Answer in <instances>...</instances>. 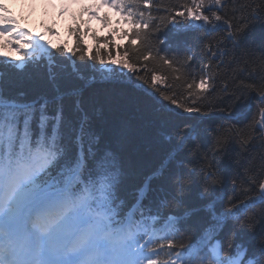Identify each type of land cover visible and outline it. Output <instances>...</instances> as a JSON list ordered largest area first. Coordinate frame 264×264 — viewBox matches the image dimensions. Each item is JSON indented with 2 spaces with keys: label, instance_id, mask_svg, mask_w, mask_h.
I'll use <instances>...</instances> for the list:
<instances>
[{
  "label": "snow or ice",
  "instance_id": "1",
  "mask_svg": "<svg viewBox=\"0 0 264 264\" xmlns=\"http://www.w3.org/2000/svg\"><path fill=\"white\" fill-rule=\"evenodd\" d=\"M99 3L119 12L132 31L123 33L129 40L122 59H113L111 51L99 50L87 54V59L104 65L106 55L113 65L121 67V72L113 69L109 75L124 78L123 70L137 73L140 88L160 105L162 113L172 110L164 104L167 101L183 112L199 113L206 118L205 122L215 124L209 129L213 135L209 150L213 159L218 151H227L234 139L248 143V129L264 131V91L254 113L249 103L254 98L241 91L234 96L242 105L237 113L225 115V110L219 108L221 114L214 115L218 106L197 104L212 88L210 76L193 77L188 73L191 79L185 80L181 87L192 97V103L185 106L175 94L159 87L165 77L155 70L150 80L139 75L141 68L132 61L130 53L137 56V61L158 60L176 72L184 67L165 49H156L152 44L153 33L159 28L153 23L158 18L151 14L152 0H99ZM223 7L222 0H191L190 7L182 5L183 10L174 11L171 22L175 23V17L202 22L185 27L210 35L220 30L216 22L222 20L219 13ZM5 11L0 6V48H11L19 55L0 61V65L12 70L33 65L43 69L53 92L25 102L21 97L5 95L0 81V264H264V216L259 221L255 217L245 219L242 214L250 204L238 205L230 200L221 211L209 195L201 221L187 225L178 212L172 211L185 205L183 193L192 171L172 174L170 193L151 206L144 203L145 189H140L131 200L125 198L124 162L115 149L95 136L91 117L83 107L86 81L80 70L87 65L73 64L72 71L67 73L61 67L71 63L70 58L77 53L79 60L86 58L78 30L75 48L56 50L65 57L61 60L43 42L42 35L33 37L14 19L3 15ZM255 18L252 14L241 18L235 23V30L233 23L225 19L224 39L234 45L242 42L249 21ZM137 42L139 47H133ZM207 49L212 51L211 42ZM186 59L190 61L193 57L188 55ZM175 79L180 80L181 76ZM65 84L67 90L61 91ZM65 100L71 101L70 108ZM225 121L233 123L225 125ZM235 124L243 127L237 130ZM193 131L186 125L175 127L174 135L180 146ZM189 155H195L196 162L203 165L201 175L207 192L208 182H216L213 160L209 159V152L201 153L200 145L190 148ZM259 189L260 200L264 201V183L259 184ZM233 221L232 228L225 232V222ZM258 222L262 225L259 242L246 245L244 235L255 234ZM181 232L191 238L189 243L185 244L182 237L176 242ZM160 241H166L167 248L172 250L165 253L164 261L153 258L161 255L157 246L165 248Z\"/></svg>",
  "mask_w": 264,
  "mask_h": 264
},
{
  "label": "trees",
  "instance_id": "2",
  "mask_svg": "<svg viewBox=\"0 0 264 264\" xmlns=\"http://www.w3.org/2000/svg\"><path fill=\"white\" fill-rule=\"evenodd\" d=\"M152 2L151 14L158 18L153 23L159 25L158 31L153 33L152 44L156 49H165L169 56L179 60L184 67L176 72L158 60L137 61V56L130 53L132 61L141 68L139 75L150 80L155 70L165 77L159 87L170 95L175 94L179 103L189 106L192 97L181 86L185 80L191 79L189 72L193 77L205 74L212 78V88L204 94L203 99L197 100V104L211 105L214 108L218 106L214 115L221 114L219 108L225 110V115L228 112L237 113L242 105L234 96L243 91L245 95L254 98L249 101L254 113L259 105L260 93L264 91V0H222L224 7L219 13L222 20L216 22L220 25V30L210 35L197 28H186L185 25L190 24L187 19L175 17V23L171 22L174 11L183 10L182 5L190 7L191 0ZM88 10L89 8L83 7L71 9L70 23L66 29V48L76 47L78 30L81 47L86 49V58L84 61L79 60L77 53L70 58L71 63L61 67L67 73L72 71L73 64L87 65L80 70L86 81L83 107L91 117L95 136L100 142L115 149L124 162L123 196L131 200L140 189H145L144 203L151 206L170 193L172 174L192 171V178L185 185L186 190L183 193L185 205L183 208L172 209L180 214L185 225L189 222L198 224L201 221L209 195L212 203L220 207L221 211L230 200L238 205L241 202L250 204L251 207L242 214L243 217H255L259 221L264 216V201L260 200L259 194V184L264 178V131L248 129V143L241 144L239 139H234L227 151H218L213 159L209 151L212 148L213 135L209 129L216 127L215 124L205 122L206 118L199 113L183 112L181 108L167 101L164 104L172 110L162 113L160 105L153 102L140 88L141 81L137 79V73L123 70L126 72L124 78L109 75L113 69L117 73L121 72V67L113 65L106 55L104 65L87 59V54H95L97 50L102 53L111 51L113 59H122L129 40V36H123V33L130 34L132 31V26L124 22L119 12L117 14L121 22L115 21L113 25L109 13H102L101 29L90 30L86 26ZM249 14L257 18L249 21L243 41L234 45L224 39L227 35L223 31L227 27L224 20L233 23L235 30V23ZM86 38L90 39L91 44L86 42ZM209 42L212 45L211 52L207 49ZM133 47H139V42ZM58 48L65 47L54 46L51 51L64 60L65 57L59 56L56 51ZM6 52H10V49H6ZM188 55L193 59L188 61ZM6 59H11L9 54L7 58L0 56V61ZM189 64L190 68L187 67ZM177 75L181 76L180 80L175 79ZM0 81L3 82L5 95L21 97L25 102H32L45 93L53 92L47 85L44 70H38L34 65L23 70H12L6 65H0ZM67 87L66 84L62 85L61 91H66ZM111 101H118V104ZM65 104L71 107V101L65 100ZM224 123L228 125L233 122ZM177 125L195 129L183 146L179 145L174 135ZM234 127L239 130L243 126L235 124ZM194 145H200L201 153L209 152V159L213 160L212 170L216 173V182H208L207 192L201 175L203 165L196 162L195 155H189V149ZM199 159L202 160L203 156ZM189 161L193 163L190 164ZM233 223L234 221L225 222V232L232 228ZM261 230L262 225L258 222L255 234L244 235L245 244L258 243ZM181 237L185 244L190 242L191 238L181 232L177 243ZM159 243H164L165 248L160 249L157 246L161 255L153 258L164 261L165 253L172 250L167 248L166 241Z\"/></svg>",
  "mask_w": 264,
  "mask_h": 264
},
{
  "label": "rangeland",
  "instance_id": "3",
  "mask_svg": "<svg viewBox=\"0 0 264 264\" xmlns=\"http://www.w3.org/2000/svg\"><path fill=\"white\" fill-rule=\"evenodd\" d=\"M99 0H0V6L6 9L2 14L14 19L21 29L31 33L33 37L43 36V42L50 45V48L63 44L67 47L68 40L66 38L65 29L67 27L66 19L61 15L62 6H76L80 3H88ZM100 9H106L111 14V23L114 25L118 21L115 12H112L108 6H101ZM189 23L196 24L199 22L187 20ZM51 26L52 33L45 27ZM87 27L90 30L97 31L101 29L97 21H89ZM105 30V29H104ZM101 32V31H100ZM103 32V31H102ZM54 33V34H53ZM91 44L89 38L85 39ZM67 43V44H66ZM25 51H28L25 48ZM4 51H0V55H4ZM8 53L6 54V56ZM18 53L11 49L9 57L16 59Z\"/></svg>",
  "mask_w": 264,
  "mask_h": 264
},
{
  "label": "water",
  "instance_id": "4",
  "mask_svg": "<svg viewBox=\"0 0 264 264\" xmlns=\"http://www.w3.org/2000/svg\"><path fill=\"white\" fill-rule=\"evenodd\" d=\"M262 183H264V178H263V181H262ZM259 194H260V190H259Z\"/></svg>",
  "mask_w": 264,
  "mask_h": 264
}]
</instances>
